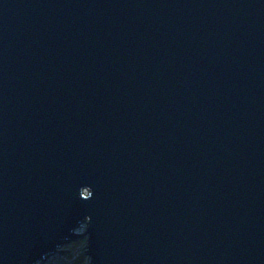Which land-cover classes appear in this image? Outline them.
<instances>
[{
	"label": "water",
	"instance_id": "obj_1",
	"mask_svg": "<svg viewBox=\"0 0 264 264\" xmlns=\"http://www.w3.org/2000/svg\"><path fill=\"white\" fill-rule=\"evenodd\" d=\"M79 238L264 264V0H0V264Z\"/></svg>",
	"mask_w": 264,
	"mask_h": 264
},
{
	"label": "rangeland",
	"instance_id": "obj_2",
	"mask_svg": "<svg viewBox=\"0 0 264 264\" xmlns=\"http://www.w3.org/2000/svg\"><path fill=\"white\" fill-rule=\"evenodd\" d=\"M85 229H86V225L84 224L83 228H81L79 230V232L84 233ZM83 239L79 238L78 241H75L72 243H66L62 247L57 248L56 249L57 250L56 256L49 257V255H47L39 262V264H45L46 262H48V260L52 261L51 264H81V262L77 261L78 257L81 254L84 255V260L88 261V263H89L90 256L86 252V250H87L86 239L84 241H83ZM46 258H47V260H45Z\"/></svg>",
	"mask_w": 264,
	"mask_h": 264
},
{
	"label": "trees",
	"instance_id": "obj_3",
	"mask_svg": "<svg viewBox=\"0 0 264 264\" xmlns=\"http://www.w3.org/2000/svg\"><path fill=\"white\" fill-rule=\"evenodd\" d=\"M85 240V239H84ZM83 240V241H84ZM82 241V242H83ZM76 244V243H75ZM77 261L78 262H81V264H86V261L84 260V255L83 254H81L79 257H78V259H77Z\"/></svg>",
	"mask_w": 264,
	"mask_h": 264
},
{
	"label": "bare ground",
	"instance_id": "obj_4",
	"mask_svg": "<svg viewBox=\"0 0 264 264\" xmlns=\"http://www.w3.org/2000/svg\"><path fill=\"white\" fill-rule=\"evenodd\" d=\"M56 255H57V250L54 251L52 255H49V257H54V256H56ZM45 260H47V258H46ZM45 262H46V261H45ZM51 263H52V261H51V260H48V262H46L45 264H51Z\"/></svg>",
	"mask_w": 264,
	"mask_h": 264
}]
</instances>
